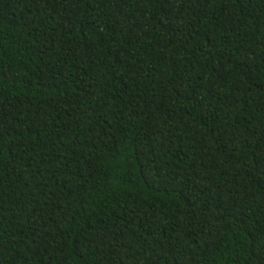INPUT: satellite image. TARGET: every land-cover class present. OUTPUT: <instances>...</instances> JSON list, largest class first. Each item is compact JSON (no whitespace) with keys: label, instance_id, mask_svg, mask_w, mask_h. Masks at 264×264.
I'll return each instance as SVG.
<instances>
[{"label":"trees","instance_id":"obj_1","mask_svg":"<svg viewBox=\"0 0 264 264\" xmlns=\"http://www.w3.org/2000/svg\"><path fill=\"white\" fill-rule=\"evenodd\" d=\"M0 264H264V0H0Z\"/></svg>","mask_w":264,"mask_h":264}]
</instances>
